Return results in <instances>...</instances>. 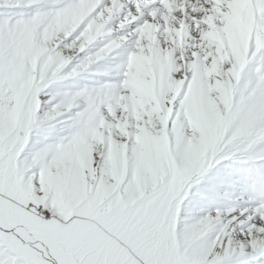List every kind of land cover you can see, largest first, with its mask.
<instances>
[{
  "label": "snow or ice",
  "instance_id": "6c2138e0",
  "mask_svg": "<svg viewBox=\"0 0 264 264\" xmlns=\"http://www.w3.org/2000/svg\"><path fill=\"white\" fill-rule=\"evenodd\" d=\"M0 264H264V0H0Z\"/></svg>",
  "mask_w": 264,
  "mask_h": 264
}]
</instances>
